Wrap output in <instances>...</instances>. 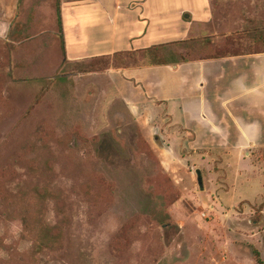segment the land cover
<instances>
[{"label":"rangeland","instance_id":"obj_1","mask_svg":"<svg viewBox=\"0 0 264 264\" xmlns=\"http://www.w3.org/2000/svg\"><path fill=\"white\" fill-rule=\"evenodd\" d=\"M205 4L207 22L166 54L206 56L264 26V0ZM78 61L64 63L56 0H0V264H264V150L212 148L169 169L164 140L119 97L126 83Z\"/></svg>","mask_w":264,"mask_h":264},{"label":"crops","instance_id":"obj_2","mask_svg":"<svg viewBox=\"0 0 264 264\" xmlns=\"http://www.w3.org/2000/svg\"><path fill=\"white\" fill-rule=\"evenodd\" d=\"M58 1L68 62L182 42L207 22L205 0L197 16L177 0ZM15 14L16 5L8 28ZM108 71L126 83L119 97L139 125L164 140L158 149L169 169L170 159L212 148L248 161L264 150V52Z\"/></svg>","mask_w":264,"mask_h":264},{"label":"trees","instance_id":"obj_3","mask_svg":"<svg viewBox=\"0 0 264 264\" xmlns=\"http://www.w3.org/2000/svg\"><path fill=\"white\" fill-rule=\"evenodd\" d=\"M56 16H57V30L60 38V46L63 56L65 57L64 41L62 34V25L60 18L59 1H56ZM264 52V26L256 27L250 26L245 27L242 31H234L228 35H224L222 43L215 44L213 51L206 56L198 58H187L181 55L176 58L179 52L166 54L163 50L162 45L150 46L147 48L134 50V51H120L115 52L113 55H100L94 56L86 61H78L75 63L76 70L79 73H90V72H105L110 68L123 69L129 67L139 66H155L165 65L178 61H189L196 59H213L222 58L229 56H238L245 54L263 53ZM67 62L64 59V63ZM42 82L49 84L51 78H38ZM46 88V85H45ZM43 94L37 96L39 99ZM80 139V138H79ZM81 141L87 143L89 141L81 139ZM56 227H47L43 230L44 237L48 239V236H60L61 232L59 229L57 232L54 231ZM58 236V237H59ZM54 237V236H53ZM2 243L0 242V246ZM257 260L259 261V254L256 251ZM260 262V261H259Z\"/></svg>","mask_w":264,"mask_h":264},{"label":"water","instance_id":"obj_4","mask_svg":"<svg viewBox=\"0 0 264 264\" xmlns=\"http://www.w3.org/2000/svg\"><path fill=\"white\" fill-rule=\"evenodd\" d=\"M197 183L200 189H203V181H202V176L200 174V171H197Z\"/></svg>","mask_w":264,"mask_h":264}]
</instances>
